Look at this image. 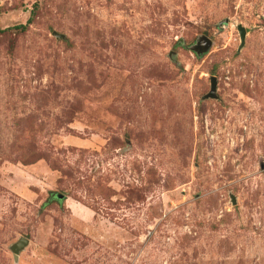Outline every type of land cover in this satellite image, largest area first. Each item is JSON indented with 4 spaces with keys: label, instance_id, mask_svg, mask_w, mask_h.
Instances as JSON below:
<instances>
[{
    "label": "rangeland",
    "instance_id": "1",
    "mask_svg": "<svg viewBox=\"0 0 264 264\" xmlns=\"http://www.w3.org/2000/svg\"><path fill=\"white\" fill-rule=\"evenodd\" d=\"M0 264H264V0H0Z\"/></svg>",
    "mask_w": 264,
    "mask_h": 264
},
{
    "label": "water",
    "instance_id": "2",
    "mask_svg": "<svg viewBox=\"0 0 264 264\" xmlns=\"http://www.w3.org/2000/svg\"><path fill=\"white\" fill-rule=\"evenodd\" d=\"M226 21V20H224ZM239 29V32H240V37H241V42L244 41V36H245V29L241 26L238 27ZM211 42L208 38H204V41L202 42H199V45H209ZM216 83H217V80H216V77L215 76H211L210 78V89H209V92L205 95V98H209V97H215L216 94H215V90H216ZM64 196L61 195V194H57L56 198L58 199H61L63 198ZM28 243V239L25 238V237H21L19 238L13 245H12V252H13V255L14 257L16 258L17 257V254L19 252V250L21 248H23L25 245H27Z\"/></svg>",
    "mask_w": 264,
    "mask_h": 264
},
{
    "label": "trees",
    "instance_id": "3",
    "mask_svg": "<svg viewBox=\"0 0 264 264\" xmlns=\"http://www.w3.org/2000/svg\"><path fill=\"white\" fill-rule=\"evenodd\" d=\"M31 20H32V15L28 18V20L25 24H18V25L12 26V27H8V28H6V30L17 29V30L24 31V30H26L27 25L30 24Z\"/></svg>",
    "mask_w": 264,
    "mask_h": 264
}]
</instances>
